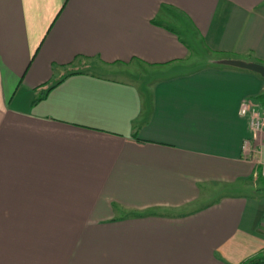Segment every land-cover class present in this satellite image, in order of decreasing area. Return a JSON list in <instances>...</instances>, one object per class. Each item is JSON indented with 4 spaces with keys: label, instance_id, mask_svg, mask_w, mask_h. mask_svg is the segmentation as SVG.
<instances>
[{
    "label": "crops",
    "instance_id": "0c3cea01",
    "mask_svg": "<svg viewBox=\"0 0 264 264\" xmlns=\"http://www.w3.org/2000/svg\"><path fill=\"white\" fill-rule=\"evenodd\" d=\"M227 60L264 65V0H0V264L264 255V78Z\"/></svg>",
    "mask_w": 264,
    "mask_h": 264
},
{
    "label": "built area",
    "instance_id": "2783aa9c",
    "mask_svg": "<svg viewBox=\"0 0 264 264\" xmlns=\"http://www.w3.org/2000/svg\"><path fill=\"white\" fill-rule=\"evenodd\" d=\"M241 113L248 120L249 129L252 133V141H257V139L264 131V108L262 110H259L254 106L244 105L242 107ZM243 148L246 152H248L249 157L254 159V162L256 163L258 168V173L264 181V162L261 159V147L253 150L248 147V143H245Z\"/></svg>",
    "mask_w": 264,
    "mask_h": 264
},
{
    "label": "water",
    "instance_id": "95a60500",
    "mask_svg": "<svg viewBox=\"0 0 264 264\" xmlns=\"http://www.w3.org/2000/svg\"><path fill=\"white\" fill-rule=\"evenodd\" d=\"M225 65L251 73H255L264 78V65L258 63H246L238 60H227L224 62Z\"/></svg>",
    "mask_w": 264,
    "mask_h": 264
},
{
    "label": "rangeland",
    "instance_id": "374dc122",
    "mask_svg": "<svg viewBox=\"0 0 264 264\" xmlns=\"http://www.w3.org/2000/svg\"><path fill=\"white\" fill-rule=\"evenodd\" d=\"M206 52L203 51H192V68L193 67H200L202 66L204 63L208 62V61H213L217 58V56H212V55H206ZM257 167V166H256Z\"/></svg>",
    "mask_w": 264,
    "mask_h": 264
},
{
    "label": "trees",
    "instance_id": "16d2710c",
    "mask_svg": "<svg viewBox=\"0 0 264 264\" xmlns=\"http://www.w3.org/2000/svg\"><path fill=\"white\" fill-rule=\"evenodd\" d=\"M258 99L260 100L261 104L264 105V94L259 96ZM258 180L264 188V181L260 177L259 173H258ZM242 264H264V255L258 256L257 258H254V259H250Z\"/></svg>",
    "mask_w": 264,
    "mask_h": 264
}]
</instances>
